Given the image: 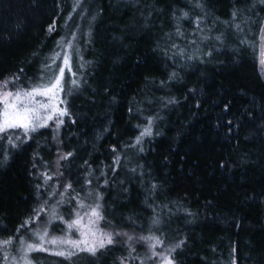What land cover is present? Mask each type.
Returning <instances> with one entry per match:
<instances>
[{
    "label": "trees",
    "instance_id": "trees-1",
    "mask_svg": "<svg viewBox=\"0 0 264 264\" xmlns=\"http://www.w3.org/2000/svg\"><path fill=\"white\" fill-rule=\"evenodd\" d=\"M69 2L0 0V81L37 77L63 36ZM96 3L100 20L87 55L93 66L59 132L60 153L72 157L60 160L55 175L49 129L17 149L0 142V244L49 207L43 187L53 176L47 182L59 190L72 184L60 209L90 189L100 197L103 226L158 237L167 250L183 240L172 254L176 264H264V81L257 68L264 3ZM84 254L32 258L125 264L128 250L113 244L88 261Z\"/></svg>",
    "mask_w": 264,
    "mask_h": 264
},
{
    "label": "rangeland",
    "instance_id": "rangeland-1",
    "mask_svg": "<svg viewBox=\"0 0 264 264\" xmlns=\"http://www.w3.org/2000/svg\"><path fill=\"white\" fill-rule=\"evenodd\" d=\"M68 6L65 8L64 13V22L61 26L62 35L59 39L57 46L55 47L54 52L47 59L45 67L33 80L21 82L16 80L14 84H9V91L15 92L18 89L30 90L32 87L46 83L47 79L53 74V72L58 73L59 68L57 65L63 66V57L67 54L70 57V68L66 69L64 78H63V88L64 92L62 93L65 104L61 107L68 108L69 100L74 96L76 90L82 86L86 72L92 68L93 63L87 57L89 52V45L91 43V34L93 26L95 23L99 22V8L97 7L96 0H70ZM98 11V12H97ZM264 19L262 20V25L260 27L258 36H257V48H258V58H257V68L258 72L264 81ZM71 43V48L68 47V43ZM59 54V58L53 62V57ZM13 77V76H12ZM8 77L5 79H9ZM43 77V79H41ZM5 79L1 80L3 82ZM75 80V84L72 81ZM0 91H5L0 88ZM37 99H41L37 97ZM68 112V111H67ZM43 114V113H42ZM59 119L63 120V124L67 119V115L60 117ZM63 124L56 128L55 122H49L48 127L40 128L36 132L42 129H49L52 131L53 139L58 150L57 159L55 162L54 173L58 175V167L60 163L61 153L59 151L58 144L59 132ZM36 132L29 133L31 137ZM11 139V143L9 142ZM30 139L25 136L22 130H12L8 133H0V142L3 141L4 147L7 149L14 148L17 149L23 144L27 143ZM15 145V146H14ZM53 178V176H51ZM49 181L48 179H46ZM45 181L44 197L46 202H48L49 207L42 206L33 214L31 220H27L29 223L24 227V233L17 238H11V243H1L0 244V264H25L24 256L27 253V258L31 264H37L32 255L35 253H49L54 255L58 250H64L67 245H53L49 243L54 238H71L73 240L80 239L79 232L76 229L69 230L67 229V223L72 219L76 218V213H80L81 216H84V222L87 223L88 217L85 216V213L90 211V208L99 205L100 213V202L99 199L94 197L90 189L83 191L81 198L74 201L73 205L67 204L65 209L59 208V202L63 197V193L66 189H58L60 185H49V182ZM77 201L82 202L85 207L81 208ZM55 209V217L52 216V210ZM38 217V218H37ZM63 218V219H61ZM95 220V227L105 233H124L121 231H113L112 229L103 226L101 218H93ZM25 225V223H24ZM47 232V236L44 242H41L37 234H44ZM132 237L131 240L128 237ZM7 240V241H9ZM154 243L153 240L146 238H136L129 234L121 235L115 238L114 244H120L125 246L128 250V256L124 260L125 264H162V257L168 255V250L165 247L157 246L155 252L159 253V256L153 257V249L151 245ZM31 244L35 247H43L46 251H36L31 252L27 251L28 245ZM139 248V249H138ZM134 249V251H133ZM82 253V252H81ZM84 253V252H83ZM85 253L83 258L85 261L86 257H89ZM57 256V255H56ZM65 258V257H64ZM71 258V257H70ZM48 262H46L47 264Z\"/></svg>",
    "mask_w": 264,
    "mask_h": 264
},
{
    "label": "snow or ice",
    "instance_id": "snow-or-ice-1",
    "mask_svg": "<svg viewBox=\"0 0 264 264\" xmlns=\"http://www.w3.org/2000/svg\"><path fill=\"white\" fill-rule=\"evenodd\" d=\"M261 2L264 3V0H261ZM184 15L187 16V13ZM235 15L236 13L233 12L234 17ZM49 31H52V26H49ZM262 32H264V30H262ZM217 39H219V37H217ZM262 39H264V36H262ZM66 43H68V47L71 48V43ZM58 58L59 54H56V56L53 57V62L55 63ZM57 67L59 68L58 73L53 72V74L47 79L46 83L34 86L30 90L18 89L15 92L7 90L9 84H14L15 81L19 79L18 76H13L12 78L5 79L3 82H0V88L5 90L0 91V133L6 134L12 130H22L25 136L30 139L31 137L29 136V133L36 132L40 128L48 127L49 122L53 121L55 122L56 128L59 129V127L63 124V120L59 118L68 115L67 108L61 106L65 104L62 96V93L64 92L63 78L66 69L70 68V57L65 54L63 57V66L61 67L60 65H57ZM21 71L23 70L21 69ZM41 79H43V77H41ZM72 83L75 84V80H73ZM37 97H40L41 99H37ZM147 134L150 133L146 129L141 135L143 136ZM9 142L11 143L10 138ZM136 143H140L139 138H137ZM115 151L116 149L113 148V152ZM72 155V152H68L66 154H62L60 159L66 160L72 157ZM114 163H119V157H117ZM46 178L51 179V177ZM88 183L91 184V181L89 180ZM105 184H107V180H105ZM64 187L66 190H72L71 183L64 185ZM153 187H155V185ZM97 199H100V197L97 196ZM77 203L81 208L85 207L82 202L77 201ZM98 209L99 205L97 204L95 207L90 208L88 213H85V216L88 217L87 223L84 222V216H81L78 212L76 213L75 219H72L70 222H66L69 232L76 229L79 232L80 239L73 240L70 237L65 239H52L49 243L53 245L68 246L64 250L56 251L53 253L54 255L70 258L78 255V253L84 252L92 257H95L98 252L105 249L107 246L113 245L116 237L127 235L119 232L105 233L98 230L95 227V220L93 219L102 218ZM52 216L55 217V209L52 210ZM28 223L29 222L26 221L25 225H22L21 227H25ZM153 223L157 224L159 221L154 220ZM37 235L39 240L44 242L47 232ZM128 239L131 240L132 237L129 236ZM146 239L154 241L151 245V248L153 249V257L159 256V253L154 250L157 246H162L163 241L158 237H147ZM5 243H11V240L6 241ZM184 243L185 242L182 240L169 248L168 255L162 257V264H176L175 257L172 254L180 249ZM33 250L46 251L43 247H35L29 244L27 251L31 252ZM24 261L25 264H31L27 258V253H25ZM121 264H123V261H121ZM233 264H235V261H233Z\"/></svg>",
    "mask_w": 264,
    "mask_h": 264
}]
</instances>
